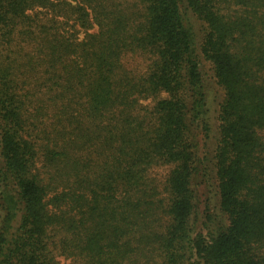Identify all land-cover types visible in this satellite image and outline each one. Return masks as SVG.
<instances>
[{
    "label": "trees",
    "instance_id": "16d2710c",
    "mask_svg": "<svg viewBox=\"0 0 264 264\" xmlns=\"http://www.w3.org/2000/svg\"><path fill=\"white\" fill-rule=\"evenodd\" d=\"M0 264H264V0H0Z\"/></svg>",
    "mask_w": 264,
    "mask_h": 264
},
{
    "label": "rangeland",
    "instance_id": "374dc122",
    "mask_svg": "<svg viewBox=\"0 0 264 264\" xmlns=\"http://www.w3.org/2000/svg\"><path fill=\"white\" fill-rule=\"evenodd\" d=\"M125 66L136 70H141L143 68L141 59L133 55L125 59ZM61 263H64L63 259H61Z\"/></svg>",
    "mask_w": 264,
    "mask_h": 264
}]
</instances>
